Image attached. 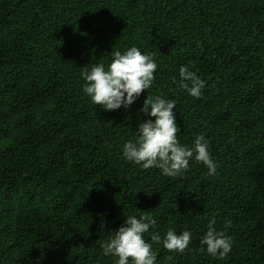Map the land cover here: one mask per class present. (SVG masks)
I'll list each match as a JSON object with an SVG mask.
<instances>
[{"label":"trees","instance_id":"obj_1","mask_svg":"<svg viewBox=\"0 0 264 264\" xmlns=\"http://www.w3.org/2000/svg\"><path fill=\"white\" fill-rule=\"evenodd\" d=\"M132 46L158 65L151 88L94 105L82 70ZM181 66L206 81L200 98L173 83ZM148 94L176 100L179 142L203 134L217 174L123 157ZM144 214L148 242L192 233L183 253L153 244L156 264H264V0H0V264H114L101 244ZM213 217L224 259L201 244Z\"/></svg>","mask_w":264,"mask_h":264},{"label":"clouds","instance_id":"obj_2","mask_svg":"<svg viewBox=\"0 0 264 264\" xmlns=\"http://www.w3.org/2000/svg\"><path fill=\"white\" fill-rule=\"evenodd\" d=\"M111 54L112 59L107 66L100 63L94 64L90 70H82L81 77L85 81L83 92L94 105L105 110L127 109L145 90L151 88L158 65L152 55L143 54L136 46L123 52L112 51ZM179 76L180 80L173 78V83L192 97L200 98L206 81L187 66L180 67ZM175 107V99L148 94L139 111L149 119L139 123L135 140H128L123 145V157L141 165L143 169L157 168L171 178L186 172L189 161L194 157L207 167L209 176L217 174L218 166L212 159L209 143L203 134L195 137L192 147L179 142L177 134L181 129L176 122ZM153 117L154 120L151 119ZM156 224L151 214L139 218L135 215L126 216L123 225L115 230L109 241L101 244L103 255L113 257L114 264H156L157 255L152 251L153 244L162 242L164 249L169 252L183 253L188 249L192 242V233L188 230L177 234L170 228L163 240L158 233H153L151 242L146 241L144 234L154 229ZM215 224L213 217L208 222L201 244L206 245L208 255L224 259L232 251L233 241L225 231H218ZM230 226L231 221L226 220L225 229Z\"/></svg>","mask_w":264,"mask_h":264}]
</instances>
